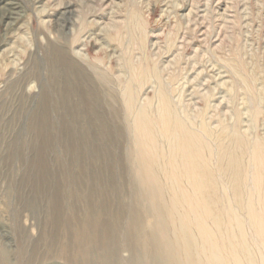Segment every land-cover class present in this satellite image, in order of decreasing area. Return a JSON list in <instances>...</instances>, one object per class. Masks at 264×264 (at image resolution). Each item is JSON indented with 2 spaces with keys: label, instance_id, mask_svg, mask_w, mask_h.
<instances>
[{
  "label": "rangeland",
  "instance_id": "374dc122",
  "mask_svg": "<svg viewBox=\"0 0 264 264\" xmlns=\"http://www.w3.org/2000/svg\"><path fill=\"white\" fill-rule=\"evenodd\" d=\"M161 100L198 138L212 214L228 226L235 216L261 249L244 208L264 224V156L258 191L251 165L253 145L264 155V0H0V264H78L61 245L119 210L158 209L177 234L192 229L183 249L199 237L191 185L167 175L180 157ZM143 119L151 140L138 135ZM237 145L240 190L223 171Z\"/></svg>",
  "mask_w": 264,
  "mask_h": 264
},
{
  "label": "bare ground",
  "instance_id": "6f19581e",
  "mask_svg": "<svg viewBox=\"0 0 264 264\" xmlns=\"http://www.w3.org/2000/svg\"><path fill=\"white\" fill-rule=\"evenodd\" d=\"M167 103L161 100L159 107V117L161 119L160 123L164 131L171 137L172 141L176 143V147L174 145V151L171 150V152L173 151L180 157V161L176 165L169 163L171 168H169L170 170L167 172V175L174 178V181L175 179L185 180L191 185L194 198L190 201L189 209L191 210V208L199 206L206 218L202 221H199L195 226L199 237H195L196 239H194L193 243H190L192 241L188 240L189 243H184L185 248L183 249L180 244L183 242L182 240L191 238L193 235L191 233L192 229L190 231V229H187L186 226H183L180 227V233L177 234V229L173 230L168 222L166 223L164 221V219L159 215L160 211L158 209L155 211V216H149L148 213L143 212L141 208L138 210L131 209L128 211L127 218L125 214L127 212L119 210L112 216L107 215L108 217L106 218H104V214L99 215L97 222L93 223L90 227L83 228L80 231L78 230V232L73 234L71 242L67 241L61 245L59 254L78 264H237V262H235L237 256L241 258L239 264H251V262L255 263L252 256L257 259V264H264V246H262L260 249L259 246L254 247L247 241L242 226L236 225L239 223V221L235 222V216L231 217V222H234V224L231 225L229 223L230 226H228L222 223L223 220H218L219 216L214 215L215 213L212 214L211 209H209L210 203L202 194L204 187L203 182L205 183L207 181L203 180L204 173L202 172V169H200L202 153L201 146L199 145L200 143L197 140L198 138L197 136H193L191 132L187 131L181 122L176 119V117H172L171 111L167 107ZM149 121L150 120L148 119L142 120L144 125L141 124L142 126L138 128V135H142V138L151 140V135L147 127H152V122ZM234 136L235 138L238 137L237 134H234ZM181 139L184 140L181 141ZM140 146V148H142V150L145 152L149 151L147 158H145L143 163L141 162V172H144L142 175V181L147 179V182L151 184L152 194H154L153 198L157 200L159 199L157 197V195H159V190H157L158 187L156 188L153 184L154 169L146 166L152 157V154L150 155L149 150L150 146L147 144H145L144 147L142 144ZM258 147L259 143L251 147V165L254 167L252 174L254 176V187L257 189V191L259 189L260 179L262 178L259 170L263 168L262 161L264 156L258 150ZM241 149V145H237V148L227 149L222 152L227 162V165L224 167L223 171L232 170V174H229L230 177H232L236 182L235 187L233 185L234 189L236 190H240V184H242L241 180L243 179L242 173L246 175L248 174L246 169L245 171L241 169L242 160L241 157H239V154L241 153L242 155L244 150ZM171 159L173 158L171 157ZM142 181L141 183H144ZM141 183H139V185ZM183 194L186 195L185 193ZM163 196L164 195H162V197ZM241 199L242 198L239 191L234 195V200L236 201L237 207L240 208L242 205ZM158 206H160V204ZM244 209L245 213L248 215V222L251 223L250 225L253 227V230L262 240H264V224L261 225V218V220L259 219L260 221L256 220L257 217L255 218L256 215L254 214V209L251 202H248ZM187 213L189 215V212ZM86 214L88 218L95 216V214L92 213V210L90 209H87ZM201 215L203 216V214ZM207 219H213L212 221L214 222L216 220L214 227L211 226L212 228H210V226L206 224ZM252 223H257V225ZM184 224L186 225L185 222ZM64 227L66 228V226ZM169 231L173 233L174 237H171V232L169 233ZM223 236H227V241H225V243L221 241L222 244L219 245L217 243L218 239L223 240L226 238ZM180 246L183 251H181V248H179ZM122 250L127 252V257H121L120 254ZM256 250L258 253H260V258L255 256V252H257ZM180 253H182L181 256ZM5 259L6 257L3 255V263H5Z\"/></svg>",
  "mask_w": 264,
  "mask_h": 264
}]
</instances>
